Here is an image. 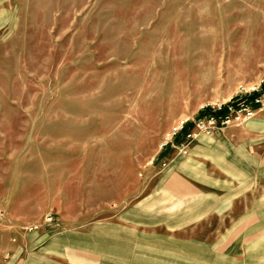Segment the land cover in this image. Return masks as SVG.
<instances>
[{
    "label": "rangeland",
    "instance_id": "rangeland-1",
    "mask_svg": "<svg viewBox=\"0 0 264 264\" xmlns=\"http://www.w3.org/2000/svg\"><path fill=\"white\" fill-rule=\"evenodd\" d=\"M262 93L264 0H0V264H264V110L161 147ZM199 142L228 194L162 226L153 174Z\"/></svg>",
    "mask_w": 264,
    "mask_h": 264
},
{
    "label": "crops",
    "instance_id": "crops-1",
    "mask_svg": "<svg viewBox=\"0 0 264 264\" xmlns=\"http://www.w3.org/2000/svg\"><path fill=\"white\" fill-rule=\"evenodd\" d=\"M206 143L207 142L196 143L191 150L192 154L190 155H192V157L184 159L181 157H175L174 159L167 160L170 162L168 163V166L172 167L169 172H164V169L153 174V179H156L157 181L161 180L163 183L162 188L159 187L161 191L158 192V195L164 196L163 214L167 213V215L163 216V218H159L158 220L160 221L159 224H162V226L174 228L175 225L184 223V221L188 223L190 219H193L196 222V212L210 205L212 206L210 200L216 201L224 199L225 195L228 194L223 186L222 173L224 172L220 169V167H216L217 165H214L217 164V162L212 159L206 160L203 155L207 154H199L203 152L204 144ZM205 162L209 163L212 170H207L208 166L205 165ZM196 164H199L200 166H197ZM195 166L198 168L196 169ZM194 169H196V171H194ZM219 206H221L220 210H224L226 208V206L222 204ZM182 214L185 216L182 217ZM143 220H146V217L140 220L143 226H146L145 224L151 226L155 224V219L152 217L147 218L148 222L145 224ZM172 232L173 235H176L177 231ZM146 238L148 240L150 235H147ZM263 254L264 250L262 252H255L256 256H261ZM145 256L146 252L141 254L140 252L138 253V251L131 253L128 259L132 258L133 260L126 262V264H150L149 261L151 260L148 259L149 255L147 258ZM181 257L180 250L169 251L163 249L159 250L156 258L157 262L155 263L179 264L178 261L181 260ZM212 257L213 255L211 258ZM118 261L119 263L116 264L123 263H120V260Z\"/></svg>",
    "mask_w": 264,
    "mask_h": 264
},
{
    "label": "built area",
    "instance_id": "built-area-1",
    "mask_svg": "<svg viewBox=\"0 0 264 264\" xmlns=\"http://www.w3.org/2000/svg\"><path fill=\"white\" fill-rule=\"evenodd\" d=\"M251 105H237L226 106V109L220 108L219 111L211 110L205 118H200L190 122V120L182 121L171 134H169L166 142L161 146L167 147L170 143H173L172 147L180 155H187L190 146L201 135L212 136L221 131L226 130L232 123L244 124L254 119L258 112L264 110V93L256 96L251 100ZM161 148V149H162ZM157 163L156 159H152L149 162L150 166L155 167ZM166 163H162L161 167L165 168ZM52 221L49 217L47 222Z\"/></svg>",
    "mask_w": 264,
    "mask_h": 264
},
{
    "label": "trees",
    "instance_id": "trees-1",
    "mask_svg": "<svg viewBox=\"0 0 264 264\" xmlns=\"http://www.w3.org/2000/svg\"><path fill=\"white\" fill-rule=\"evenodd\" d=\"M234 106H237V104H235ZM224 109H226V107Z\"/></svg>",
    "mask_w": 264,
    "mask_h": 264
}]
</instances>
